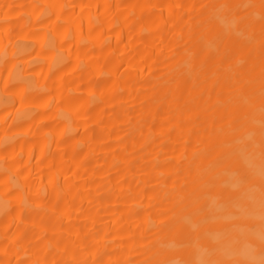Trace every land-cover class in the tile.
I'll use <instances>...</instances> for the list:
<instances>
[{"label":"bare ground","instance_id":"bare-ground-1","mask_svg":"<svg viewBox=\"0 0 264 264\" xmlns=\"http://www.w3.org/2000/svg\"><path fill=\"white\" fill-rule=\"evenodd\" d=\"M0 264H264V0H0Z\"/></svg>","mask_w":264,"mask_h":264}]
</instances>
